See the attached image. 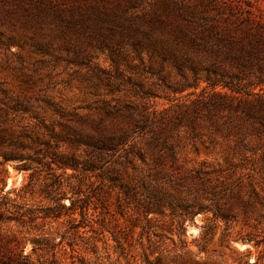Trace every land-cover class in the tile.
Returning a JSON list of instances; mask_svg holds the SVG:
<instances>
[{"label":"rangeland","instance_id":"1","mask_svg":"<svg viewBox=\"0 0 264 264\" xmlns=\"http://www.w3.org/2000/svg\"><path fill=\"white\" fill-rule=\"evenodd\" d=\"M163 1L0 0V264H264V135L249 134L248 150H234L239 134L228 126L241 120L232 110L212 117L217 130L198 124L196 138L177 130L174 162L164 155L156 163L135 135L127 153L86 168L83 148L61 138L58 108L85 114L103 101L137 102L90 86L89 67L114 71L116 63L124 80H156L139 73V57L154 69L159 59L138 57L133 38L107 29L140 23ZM213 2L226 13L250 9L264 23V0ZM245 71L241 93L201 81L150 103L177 115L214 92L232 106L254 100L249 92L264 100L258 72ZM161 74L179 80L170 62ZM53 152L77 164L62 166ZM11 153L36 160H5Z\"/></svg>","mask_w":264,"mask_h":264},{"label":"trees","instance_id":"2","mask_svg":"<svg viewBox=\"0 0 264 264\" xmlns=\"http://www.w3.org/2000/svg\"><path fill=\"white\" fill-rule=\"evenodd\" d=\"M136 19L140 23L130 18L127 24L118 22V25H109L107 30L110 34L116 32L133 38L131 48L138 57L145 51L149 61L154 57L159 59L160 66L154 69L144 65L139 57V73L156 76V80L149 86L131 78L124 80L116 63L114 71L89 67L85 76L90 86L104 85L108 93L129 92L137 102L103 101L88 106L90 112L85 114L56 109L63 119L62 140L72 148H83L86 168L110 161L118 152L127 153L135 135L145 140L156 163L161 162L164 155L174 162L177 159L176 143L172 141L174 133L180 128H188L191 137L196 138L195 128L205 120L217 130L212 117L222 108L232 110L241 120L230 122L228 126V135L239 134L234 150H248L247 135H264V100L258 92L247 93L254 100L240 99L234 106L227 102L225 94L214 92L208 99L196 98L191 109L177 115L161 114L157 112L156 104L150 103L152 98L171 99L170 94L197 88L201 81L211 88L222 86L241 93L239 81L245 78L246 69H250V73L258 72V82L264 83V23L256 20L250 9L226 13L213 0L196 3L164 0L160 8ZM166 62L171 63L179 77L176 82L161 74ZM247 123L252 128L250 133L243 130ZM46 147L52 146L47 143ZM52 154L58 157L62 166L77 164L73 155ZM4 158L36 160L20 153H11Z\"/></svg>","mask_w":264,"mask_h":264}]
</instances>
